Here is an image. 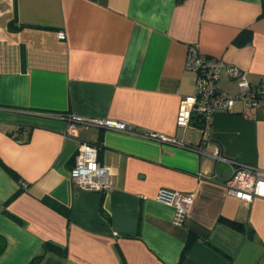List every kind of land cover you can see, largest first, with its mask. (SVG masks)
I'll list each match as a JSON object with an SVG mask.
<instances>
[{
  "label": "crops",
  "instance_id": "obj_1",
  "mask_svg": "<svg viewBox=\"0 0 264 264\" xmlns=\"http://www.w3.org/2000/svg\"><path fill=\"white\" fill-rule=\"evenodd\" d=\"M260 13L261 0H0V264H32L45 242L56 249L38 264H264V198L224 188L228 160L264 170V107L253 120L240 100L216 112L201 152L187 146L202 140L199 120L175 123L195 92L190 44L264 81ZM219 85L238 91L224 75ZM68 115L179 144L89 124L71 134ZM83 142L109 167L105 194L71 180ZM160 188L193 193L184 225Z\"/></svg>",
  "mask_w": 264,
  "mask_h": 264
},
{
  "label": "built area",
  "instance_id": "obj_2",
  "mask_svg": "<svg viewBox=\"0 0 264 264\" xmlns=\"http://www.w3.org/2000/svg\"><path fill=\"white\" fill-rule=\"evenodd\" d=\"M57 36L59 39L65 38L62 31ZM184 66L195 73V92L181 98L175 123L185 128L195 116L202 131L201 142L198 145H187L190 148L198 152L204 151L203 146L209 139L213 115L218 111L234 113L236 100L242 102L240 114L245 119H255L256 109L264 107V81L260 84L251 83L245 71L220 58L208 57L196 44L187 47ZM222 75L236 80L238 91L235 94H229L220 87L219 79ZM68 118L72 122L68 128V133L71 134H74L76 126L89 124L179 144L174 137L127 125L123 121L76 115H68ZM98 149V145L94 143H81L69 174L73 183L80 189L105 194L112 186L111 173L108 166L98 161ZM209 155L216 161L225 160L218 144L214 145ZM228 161L231 163V174L224 181L225 193L245 203L251 202L254 197L264 198V170L236 161ZM193 197L192 192L169 188L158 189L155 196L157 201L173 207L172 222L177 226L185 224Z\"/></svg>",
  "mask_w": 264,
  "mask_h": 264
},
{
  "label": "trees",
  "instance_id": "obj_3",
  "mask_svg": "<svg viewBox=\"0 0 264 264\" xmlns=\"http://www.w3.org/2000/svg\"><path fill=\"white\" fill-rule=\"evenodd\" d=\"M261 16H264V0H261ZM22 56H24V54L22 53ZM56 209H59V207L56 205L55 206ZM52 249H56V245L50 243V242H45L42 247L41 250L39 251V253H37V255H35V257L32 259V264H38L42 258L44 257V255L46 254V252L48 250H52Z\"/></svg>",
  "mask_w": 264,
  "mask_h": 264
}]
</instances>
